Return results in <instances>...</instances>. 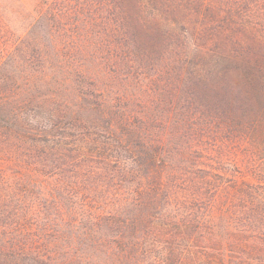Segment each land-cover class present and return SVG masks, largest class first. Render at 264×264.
<instances>
[{"label":"trees","instance_id":"trees-1","mask_svg":"<svg viewBox=\"0 0 264 264\" xmlns=\"http://www.w3.org/2000/svg\"><path fill=\"white\" fill-rule=\"evenodd\" d=\"M45 5L28 29L52 46L0 99V264H264V0ZM105 67L108 94L76 85ZM240 146L257 182L225 166Z\"/></svg>","mask_w":264,"mask_h":264},{"label":"rangeland","instance_id":"rangeland-1","mask_svg":"<svg viewBox=\"0 0 264 264\" xmlns=\"http://www.w3.org/2000/svg\"><path fill=\"white\" fill-rule=\"evenodd\" d=\"M52 1L53 0H0V99L11 100L12 96H14V92L10 90L11 86L15 88V91L26 86L22 75L17 72L19 66L22 69H28L26 65L32 64L31 59L35 62L37 67L42 65L37 59H33V57L38 54L41 47L46 49L47 45H51V43H48L47 39L44 37H42L41 42L33 41V39L35 40L38 31L28 29V16L30 14H38L42 8H46V3L50 4ZM106 53L107 50L99 49L98 57H106ZM71 55L76 56V53L72 51ZM25 57H29V61H24ZM117 64L118 63H113L112 66ZM74 69L76 68H73V70ZM106 69L107 67H105L103 71H100V73H88L87 78L80 82V85H76L78 87L82 86L84 90L87 88V90L92 92L93 90L102 89L104 90V94H108V88H111L113 82L109 77V70ZM73 70H71V72H73ZM85 70L86 72L89 71L87 68ZM123 70L124 72H127L126 67ZM7 74L11 75L7 76ZM127 90L132 91V94H140L142 97H146V93H142V91H140L138 88L130 87ZM158 96L159 93L155 92L154 98H157ZM64 98L65 97H61V99ZM91 99H93L92 96ZM87 100H89V98ZM78 101L79 96H73L71 99L72 107H76V105H78ZM107 101L109 102V97L107 98ZM39 102L40 101H38V104ZM38 104L36 106L34 104H30L28 106L26 111V116L28 118L32 120H42L45 113L44 110H39L40 108H38ZM107 111L108 108H105L102 114H106L105 112ZM108 112L107 115L109 117ZM104 125H108V123L106 122ZM88 129L89 131H85L82 141L80 143H75L79 152L77 154L88 156L90 160H93V164L96 166L95 171L99 173H96L94 176H97V174L99 177L102 176L99 180L100 185H104L106 188H108L109 163L103 157V155L97 153L99 152L98 150L100 148L98 146L104 143L101 142L104 140L107 141V134L105 131L98 133L92 128ZM238 147L233 148V151L237 156V164L229 162L225 165L226 168L231 174L236 176L234 178H239V180L244 179L250 182H257L258 179L251 173L248 174L245 172V174H239L240 170H238V167H242L244 171L245 168L247 169L245 164L246 159L243 160V157L246 158V153H248V150L242 149L241 146V149ZM248 159L250 160V158ZM250 162L253 163L251 160ZM104 172L105 174H103ZM92 181H94V178H92Z\"/></svg>","mask_w":264,"mask_h":264}]
</instances>
